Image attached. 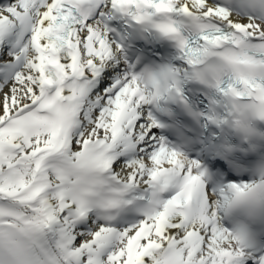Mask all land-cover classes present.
Masks as SVG:
<instances>
[{
  "label": "snow or ice",
  "instance_id": "1",
  "mask_svg": "<svg viewBox=\"0 0 264 264\" xmlns=\"http://www.w3.org/2000/svg\"><path fill=\"white\" fill-rule=\"evenodd\" d=\"M0 264H264V0H0Z\"/></svg>",
  "mask_w": 264,
  "mask_h": 264
}]
</instances>
